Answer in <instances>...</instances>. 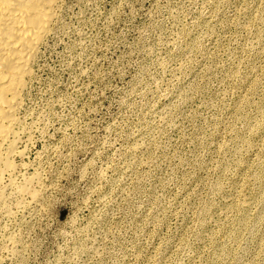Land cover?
<instances>
[{"label":"rangeland","instance_id":"rangeland-1","mask_svg":"<svg viewBox=\"0 0 264 264\" xmlns=\"http://www.w3.org/2000/svg\"><path fill=\"white\" fill-rule=\"evenodd\" d=\"M32 70L0 264H264V0H62Z\"/></svg>","mask_w":264,"mask_h":264},{"label":"bare ground","instance_id":"bare-ground-1","mask_svg":"<svg viewBox=\"0 0 264 264\" xmlns=\"http://www.w3.org/2000/svg\"><path fill=\"white\" fill-rule=\"evenodd\" d=\"M61 4L62 0H0V221L9 214V197L37 195L31 189L35 176L22 173V163L17 162L22 155L19 113L34 61ZM13 240L11 234L0 239V258L5 243Z\"/></svg>","mask_w":264,"mask_h":264}]
</instances>
